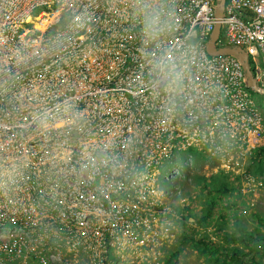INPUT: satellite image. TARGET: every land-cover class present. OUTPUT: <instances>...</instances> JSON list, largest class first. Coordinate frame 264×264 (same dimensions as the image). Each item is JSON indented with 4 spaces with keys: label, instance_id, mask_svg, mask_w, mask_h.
Returning a JSON list of instances; mask_svg holds the SVG:
<instances>
[{
    "label": "built area",
    "instance_id": "obj_1",
    "mask_svg": "<svg viewBox=\"0 0 264 264\" xmlns=\"http://www.w3.org/2000/svg\"><path fill=\"white\" fill-rule=\"evenodd\" d=\"M190 1L184 0L189 10L176 14L169 7H164L175 5L174 0H150L155 5L151 10L148 9L151 8L150 4L145 0L125 5L114 0H0V170H8L3 165V157L8 148L3 142L15 135V129L26 130L20 131L25 133L33 132L27 130L31 129L30 123L34 121V117L29 116L27 121H17L18 116L23 117L26 112L38 109L40 105L47 111V97L52 96L46 89L47 84L53 88H65L55 81H49V75L58 71L65 73L66 68H77L79 71L68 77L69 80H76L69 86L73 89V92H69V99L59 101L54 96L58 103L57 111L69 124L60 125L46 120L44 131H64L67 125L73 134L79 131L84 134L93 132L88 136L90 143L87 145L90 146L88 157L91 158H86L94 172L101 169V165L96 162L102 141L100 137L105 135L103 131L111 130L115 121L126 127L127 138L134 134H143L146 162L149 163L157 155L155 165L149 166L144 162L143 177L150 178L148 170L154 171L155 175L151 176V183L142 190L141 198L132 194L130 202L143 205L149 197L154 201L156 209L161 207V210H166L167 207L163 206L166 192L162 193L157 182L159 183V178L170 180L174 174L165 171L160 176L165 166L161 162L163 153L157 149L162 146L161 142L167 141V130L175 129L176 126L172 120L171 125L163 121V118L168 117L167 112H162V117L156 116V122L151 124L142 110L143 100L158 103L160 100L157 96L161 95L173 101L178 115L188 118L187 102L181 100L175 87L189 77L193 65L200 61L199 81L193 82L195 86H205L209 82L205 74L209 68H213L215 74L221 73L222 68L241 70L235 57L226 55L231 65H222V55L207 56L205 51L210 25L216 21L217 0ZM160 6L164 8L162 11ZM68 8L71 13L66 12ZM22 10L23 13H20ZM145 10L147 11L144 12ZM11 11L15 12L13 26L34 21L44 24L46 31L62 39L64 44L61 49L68 53L67 57L84 55L88 61L73 59L63 66L58 60L57 51L41 58V52L35 47V44H41L39 41L23 39L15 29L10 30L7 27L5 18ZM224 13L223 22L222 17L220 18V26L230 35L231 40L245 44L248 61H251L257 78L264 85V0H226ZM148 14H156V18L148 19ZM247 15H250L249 18ZM59 16L67 25L55 26ZM150 20H154V26L150 24ZM101 22L105 25L111 24L109 29H104L102 35L98 27ZM187 23L189 24L184 26ZM253 43L260 45L259 50L253 47ZM223 44L232 45L227 38L222 37ZM47 57H51V60L46 61L44 58ZM39 60H43L46 72V75H41L42 78L34 68ZM90 67L97 72L91 73ZM164 67L169 68V73H162ZM21 81L28 86L37 81L41 89L17 90ZM84 83L90 84L92 88L83 91ZM78 84L80 87L77 90ZM218 101L220 104L227 103L222 100V96ZM165 106L171 107L169 104ZM19 109L22 114L18 113ZM214 121L216 128L222 125L217 119ZM250 122L256 123L254 120ZM70 123L74 125L71 126ZM4 129L8 133L6 139ZM174 131H178L177 128ZM83 139L86 140L87 136ZM36 141L39 150L30 159L32 166L16 165L11 170L12 184L9 189L6 190L0 185L1 221L10 220L28 228L26 243L16 237H13L15 245L2 243L3 239L9 237H0V247L3 250L13 251L16 255L26 250L20 264H27L32 260L43 263L53 256L62 258L72 244L73 235L61 230L57 226V219L69 215L76 223L75 217L89 218L87 212H94L88 204L90 198L103 209L101 215L110 217L121 227L129 226L123 225V217L132 207L130 202L120 205L112 200L111 204L116 207H111V210L104 209L103 199H98L95 194L100 185L91 180L90 172L68 174L78 167L69 165L57 149L58 142L52 148V141L48 136L43 139L36 138ZM106 141L111 143L110 139ZM40 157L45 161L37 163L36 160ZM63 167L67 169L63 171ZM57 169L60 172L59 179L51 182ZM33 179L37 182H32ZM38 192L43 195V207L35 197ZM99 193L103 198V192ZM66 210H70V213L64 214ZM86 225L91 229L90 234L87 233L88 239L95 235L96 230H93L95 226L92 222L83 224L82 227L85 228ZM33 246L44 251L38 252ZM2 260L4 259L0 258V264H3ZM73 263L76 264L77 261L73 260Z\"/></svg>",
    "mask_w": 264,
    "mask_h": 264
},
{
    "label": "rangeland",
    "instance_id": "obj_2",
    "mask_svg": "<svg viewBox=\"0 0 264 264\" xmlns=\"http://www.w3.org/2000/svg\"><path fill=\"white\" fill-rule=\"evenodd\" d=\"M114 1L125 5L132 2L139 3L141 0ZM145 1L150 4L149 10L155 8L150 0ZM174 1L175 5L164 7H169L176 14L189 10L184 0ZM249 16L247 15V18ZM147 18L155 19L156 14H148ZM152 21L154 20H150V24ZM110 25L101 22L98 27L102 31L110 28ZM151 25L154 26L153 23ZM220 42H222V29ZM223 58L222 65L230 66L229 58H226V55ZM44 59L49 61L51 57ZM249 64L252 65L251 61ZM162 73H169V68L164 67ZM259 87L262 92L243 84V90L248 92V101L243 98L244 104L239 109H233L231 113V117L238 121L237 125L244 131H226L230 128L225 116H222V130L225 131H208L209 135L204 131H195L199 134L198 142L204 145L200 144L198 147L192 145L188 148V157L187 150L181 151L176 157L175 162L182 166L178 168L177 183H175L174 192L176 190L178 192L172 194L173 203H163V206L167 207L166 210H161L163 209L161 207L158 208L160 211L156 209L154 201L149 197L143 205L130 202L131 195L112 199L120 205L125 202H130L132 205L123 217L125 220L123 225L129 226L121 227L110 217L101 215L104 211L96 201V203L89 201L88 204L96 210L95 213L87 212L90 219L87 216L75 217L76 223L69 215L57 219V226L68 235H73L72 244L69 245L65 256L62 258L53 256L43 263L32 260L27 264H69L70 261L73 263V260L77 261L76 264H218V258H222L221 250L227 246H237L246 257L250 255L248 250L251 247H258L260 232L264 231V150L259 151L261 146L264 147V87ZM21 119L26 121L25 114L17 121ZM249 120H254L256 123L251 124ZM39 122L42 124L41 118ZM209 128L211 130L216 128L214 119L209 120ZM15 131L26 130L15 129ZM39 131H43V127L39 128ZM18 137L19 144L26 143L25 136L18 135ZM176 141L173 140V143ZM6 142H9V139L3 143ZM258 152L261 155H258ZM27 156L26 151H19L18 164L25 166ZM198 177L202 182L199 185ZM211 179L213 181L208 187L215 182L216 184L208 193L204 185ZM222 181L225 187L223 191ZM100 186L110 191L112 185ZM215 188L218 190H214ZM139 190L141 189H137ZM203 199L215 200L216 203H208ZM110 201L103 199L104 209L116 207ZM40 204L44 206L42 200ZM176 207L179 209L174 210ZM188 207L190 209H187ZM202 209L212 211V214L205 219L210 221L208 225H198L193 217V213L196 217L203 215ZM187 214L192 216H186ZM89 222L95 226L93 230L96 232L87 239V233L91 232L90 227L86 225L83 228L82 225ZM240 224L242 226L233 232ZM14 227L9 225L4 232L15 233ZM20 232L23 239L28 240L26 234L28 231ZM233 236H236V239H231ZM193 239L199 242L197 246H194ZM34 249L38 252L44 251L36 247ZM25 252L26 250H23L21 254L16 255L15 252L0 247V258L8 260L1 262L20 264ZM250 253H253L252 249ZM253 255L256 259L255 263L264 264V251Z\"/></svg>",
    "mask_w": 264,
    "mask_h": 264
},
{
    "label": "bare ground",
    "instance_id": "obj_3",
    "mask_svg": "<svg viewBox=\"0 0 264 264\" xmlns=\"http://www.w3.org/2000/svg\"><path fill=\"white\" fill-rule=\"evenodd\" d=\"M84 7H87V5L84 4ZM159 9L162 11L164 8L163 6H160ZM66 12L71 13L72 11L70 8H68ZM20 13H23V10L20 11ZM224 14L225 13L223 9L222 22ZM14 17L15 12L12 11L9 15L6 16L5 22L7 24V27H9L10 30L15 29L23 39H35V41H39L41 44H35V47H38V50L41 52V58L49 55L52 51H57L58 60L63 66H65V64L69 63L73 59H76L78 61H88V59L84 57V55L67 57L68 53L61 49L62 45L64 44L62 39L56 37L53 33L47 32L45 30L46 26L44 24L37 23L36 21H34L26 24H21L19 26H13ZM63 24L67 25V22H65L64 19L59 16L55 22V26H62ZM213 29L214 24H211L210 33ZM221 29L222 37L227 38V41L232 44L231 46H238L245 50V44L231 40L230 35L221 26H219V34L215 41V45H217L218 42L219 47L230 46L227 44L222 45V42H220ZM103 31L104 30H99L101 35ZM259 46L260 45L258 43H253V47L258 50ZM205 51L207 53V56L215 57L221 55L208 53L206 50V46ZM80 53L82 54L83 52ZM225 55L227 54H222V56ZM199 63L193 65V68H190L189 77L184 81L178 83V85L175 87L176 91L181 97V100L187 102V106L189 109L187 113L188 118L182 115H178L173 101L165 99L161 95L157 96V99L160 100V102L158 103H156L155 101H147L146 99H144L142 102V110L149 117V121L151 122V124H154L156 122V116L162 117V112H167L168 117L167 119L163 118V121L171 125L170 122L172 120V123L176 126L175 129L177 128L178 130L175 132L174 128L168 129V135L166 136L167 141L165 143L161 142L162 146H159L157 149L160 151V153H163L164 150L166 153H168L169 148H173L175 150V154L172 157L164 159L166 164H169L172 160L176 161V157L181 151L187 150L186 155L188 157V148H190L192 145H194L195 147L200 146V144L202 146L204 145L198 142L199 134H196L195 131H204V133H207L208 135V131H225L222 130V125L218 126V128H215L214 130H211L208 127L210 119H217L218 121L222 122V116H225L228 119L230 128L226 131H244L241 126L237 125L238 121L234 119V117H231L233 109H239L240 106L244 104L243 98L246 102L248 101V92L243 90V84L246 87L250 86H248L246 83V77L242 65L240 64V71L227 70L222 68V72L219 74H215V70L213 68H209L208 71H205V74L208 76L209 82L205 86H201V84L195 86L193 85V82L199 81L198 75L200 73L201 68ZM248 66L252 72L256 84L258 86L264 87V85H262L260 83V80L257 78V72L253 65L248 64ZM262 66H264L263 62ZM34 68L38 73H40V76L38 75L40 78H42L41 75H46V72L44 71L43 60H39V62L35 64ZM78 71L79 69L77 68H66L65 73L63 71H58L56 73L53 72L49 75V81H55L58 83L59 86H65V88H53L49 84H47L46 89L49 93L52 94V96L47 97L48 101L45 104V106L47 107V111H45L40 105L38 106V109H32L31 111H28L25 114L26 121L29 116L34 117V121L30 123V131L33 132L25 133L16 131L15 135L13 137H10L9 142L3 143L5 146L8 147L5 152V156L3 157V165L8 167V170H0V185L2 188L8 190L10 184H12L11 170H14V167L18 165L17 153L19 151H26L28 153V156L27 163L25 166H32L30 159L32 155L39 150V144L37 143L36 138L43 139L45 136H48L49 139L52 141V148L55 146V142H58L59 145L57 149L60 151L61 155H63L67 159L69 165H75L78 167L77 170H73L71 173L68 174H76L77 172H90L92 176L91 180L94 183L99 185H112L110 191L108 189H105V187L103 186H99V188L95 191V194L97 195L98 199H107V201H110L112 199H121L123 198L121 196L132 195L135 193L137 196L140 197L142 190H144L151 183V176L155 175L154 171L148 170V175L150 176V178L145 179L143 177V174L145 172L143 166L147 158L145 148V137L143 134H134L127 138L125 137L127 130L126 127L123 124L115 121L111 125V130L103 131L105 135L100 137L102 141L100 144V148L98 149V153L96 155V162L101 165V169H98L96 172H94L88 165L89 159L86 158L89 156L90 147L87 146L90 143L88 136L93 132L90 131L89 133L84 134L83 132L79 131V133L73 134L69 131L67 125L64 131H44V127L46 126V120H49L52 123L55 122L60 125L69 124L67 123L68 120L64 121L63 117H61L59 112L57 111L58 103L54 96H56L59 101H66L69 99V92H73V89H71V87L69 86L72 85L76 80H69L68 77L76 74ZM90 71L91 73L97 72L92 67H90ZM38 76L36 75V77ZM79 87L80 85L78 84L77 90ZM89 88L92 87L88 83H84V85H82L83 91ZM29 89H41V86L37 81H33L30 86H28V84H26L25 82L21 81L17 86V90ZM221 96L222 100H226L227 103H219L218 98H220ZM166 104H169L171 107L169 108L165 106ZM18 113L22 114L23 112L21 109H19ZM20 116H18V119ZM170 117H172V119ZM39 118H41L42 124H40ZM70 125L72 126L74 125V123H70ZM41 127H43V131H38ZM4 134L8 137V133L6 131H4ZM18 135L26 137L25 144H19ZM85 136H87L86 140L83 139ZM201 136H203V138L205 139L203 134ZM108 139L111 140V143H108L106 141ZM173 140H177L179 143H181V146L174 144ZM149 142L150 144H152V139H150ZM43 161H45V159L42 157L37 158L36 160L37 163ZM156 162L157 155H154L152 157V160L149 163L146 162V164H148L149 166H153L156 164ZM176 164L179 166L177 162ZM66 169V167L62 168L63 171H65ZM167 171L177 176L178 169H176L175 167L167 168ZM59 173L60 172L58 171V169L53 173L51 177V182H55L59 179ZM32 182L35 183L37 182V180L33 179ZM28 186L31 188V185ZM137 189L141 190L137 191ZM99 192H103V198ZM176 192L178 191L176 190ZM176 192L172 191L168 195L173 198L172 194H176ZM35 197L40 201L42 200L43 195L41 192H38ZM89 201L94 202L92 198H90ZM39 205L43 207L41 204ZM90 207L92 206L90 205ZM92 209L94 210V212L89 213L96 212L93 207ZM109 210H111V208ZM63 213L69 214L70 210H66ZM9 225L10 227L15 226L13 228L15 233L4 232L6 227H8ZM18 230L24 232L28 231V228L26 226H22V224H15L10 220L1 221L0 219V237H9V239H3L2 243L9 242L15 245L13 237L19 238L21 242L26 243L27 240L25 241L23 239L21 234L22 232Z\"/></svg>",
    "mask_w": 264,
    "mask_h": 264
},
{
    "label": "trees",
    "instance_id": "obj_4",
    "mask_svg": "<svg viewBox=\"0 0 264 264\" xmlns=\"http://www.w3.org/2000/svg\"><path fill=\"white\" fill-rule=\"evenodd\" d=\"M262 150H264L263 146H261L259 148V151H262ZM258 155H261V154L258 152ZM197 181H198V185L202 183L201 180H199V177L197 178ZM212 181H213V179H211V181H209L207 184L204 185L206 190L208 191V193H210V191H209L210 188L216 184V182H215L211 187H208V185L211 184ZM223 189H225V187H224V184L222 181V191H223ZM214 190H218V188H215ZM219 190H221V188H219ZM203 201H206L208 203H214V202L216 203L215 200H210V199H203ZM178 209L179 208H177V207L174 208V210H178ZM187 209H190V208L188 207ZM207 210H202L203 215H201L200 217H196V215L193 214L194 219L197 220V221L196 220H194V221H196L198 223V225L210 224V221L209 220L205 221V219L212 214V211H209V209H207ZM186 216H192V215L187 214ZM241 226H242V224H240L239 226H236V228L233 230V232L237 231L239 229V227H241ZM234 238L236 239V236L231 237V239H234ZM193 240H194V246H197L199 242L195 239H193ZM202 241L205 242L203 239H202ZM226 248H229V249L227 250ZM251 249H252L253 253H250ZM251 249L248 250V253L250 255H248L246 257L243 254V252H241V249L238 248L237 246H235V247L227 246L225 248H222V250H221V257L222 258L219 257L217 262H218V264H259V263H255L256 259H255L253 254L256 252H259V251H264V231L260 232L258 247H251ZM227 254H229V255L226 256Z\"/></svg>",
    "mask_w": 264,
    "mask_h": 264
},
{
    "label": "water",
    "instance_id": "obj_5",
    "mask_svg": "<svg viewBox=\"0 0 264 264\" xmlns=\"http://www.w3.org/2000/svg\"><path fill=\"white\" fill-rule=\"evenodd\" d=\"M224 2L225 0H218L217 2L216 9H215L216 21L214 23V29L210 33L208 42L206 43V50L210 54L234 55L240 61V64L242 65V68L244 69L247 85L253 88L254 90L262 92L263 90L255 82L252 72L248 66L247 54L242 48L238 46H224V47L215 46V41L219 34V26H220L219 20L223 15Z\"/></svg>",
    "mask_w": 264,
    "mask_h": 264
},
{
    "label": "clouds",
    "instance_id": "obj_6",
    "mask_svg": "<svg viewBox=\"0 0 264 264\" xmlns=\"http://www.w3.org/2000/svg\"><path fill=\"white\" fill-rule=\"evenodd\" d=\"M210 35V34H209ZM209 39V37H208ZM208 42V40L206 41V43ZM216 47H219L218 45H215ZM231 46V45H230ZM245 51V50H244ZM246 52V51H245ZM247 54V53H246ZM222 55V54H221ZM227 55H231V54H227ZM233 57H235L234 55H231ZM248 57V55H247ZM236 58V57H235ZM237 59V58H236ZM238 60V59H237ZM239 61V60H238ZM240 63V61H239ZM248 64H249V61H248ZM176 141V140H175ZM174 144L176 145H179L181 146V143H179L178 141H176ZM175 154V150L173 148H169L168 150V153L163 152V156L161 158V162L164 163V166H165V169L161 171L160 173V176L163 174V171H167V168L169 167H175L176 169H178L179 167H182V166H178L176 164V162L174 160H172L169 164H166V162L164 161L165 158H170L172 157L173 155ZM159 172V171H158ZM157 172V173H158ZM177 181V176L173 175V177L170 179V180H164V179H161L159 178V183L157 182V186L160 185V187L162 188V193L163 192H166L165 196L163 197V200H165L164 202L166 203H173L172 202V198L168 195L170 192L174 191L175 190V183ZM203 207V206H202ZM203 210V209H202ZM194 214V213H193ZM195 215V214H194ZM201 216V215H200ZM215 246V244H213V247Z\"/></svg>",
    "mask_w": 264,
    "mask_h": 264
}]
</instances>
